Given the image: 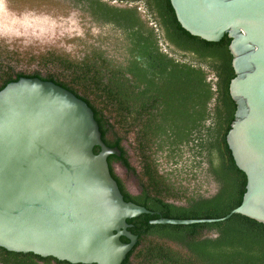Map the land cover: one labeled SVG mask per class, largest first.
Wrapping results in <instances>:
<instances>
[{
	"label": "trees",
	"instance_id": "16d2710c",
	"mask_svg": "<svg viewBox=\"0 0 264 264\" xmlns=\"http://www.w3.org/2000/svg\"><path fill=\"white\" fill-rule=\"evenodd\" d=\"M7 1L15 11L76 13L87 23V37L63 40L73 51L52 43L22 47L0 37V90L22 76L40 77L93 109L103 141L122 152L108 160L125 200L154 212L127 220L138 241L123 264H264V223L246 215L152 223L223 218L243 201L247 175L227 142L237 110L228 34L218 42L192 35L171 0ZM112 52L128 53L127 65ZM114 160L137 177L139 192L116 175ZM28 256L42 258L0 247V264H31Z\"/></svg>",
	"mask_w": 264,
	"mask_h": 264
},
{
	"label": "water",
	"instance_id": "95a60500",
	"mask_svg": "<svg viewBox=\"0 0 264 264\" xmlns=\"http://www.w3.org/2000/svg\"><path fill=\"white\" fill-rule=\"evenodd\" d=\"M171 3L192 35L232 39L237 110L227 142L248 182L242 203L223 218L152 223H212L233 214L264 223V0ZM121 154L71 90L40 77L8 83L0 90V247L72 264H123L138 241L127 220L154 212L125 200L108 160Z\"/></svg>",
	"mask_w": 264,
	"mask_h": 264
},
{
	"label": "rangeland",
	"instance_id": "374dc122",
	"mask_svg": "<svg viewBox=\"0 0 264 264\" xmlns=\"http://www.w3.org/2000/svg\"><path fill=\"white\" fill-rule=\"evenodd\" d=\"M87 23H82V18L72 13L69 16H54L43 12L15 11L7 0H0V37L7 38L9 42L18 43L22 47L30 45L44 46L52 43L57 47L73 51L74 44H66L63 40L74 36H84ZM34 68V67H32ZM26 70L19 67L18 70ZM133 165L136 160L132 151H129ZM117 175L124 181L131 193L139 192L137 177L117 160L113 161Z\"/></svg>",
	"mask_w": 264,
	"mask_h": 264
},
{
	"label": "flooded vegetation",
	"instance_id": "af4514ba",
	"mask_svg": "<svg viewBox=\"0 0 264 264\" xmlns=\"http://www.w3.org/2000/svg\"><path fill=\"white\" fill-rule=\"evenodd\" d=\"M84 37H87V35L85 34ZM110 55L111 56L116 55L117 59H119L120 61L122 60V62H123L122 65H127V63H128V61H127L128 59L127 58H129L128 57L129 56L128 53H125V54L122 53L121 54V53L112 52V53L109 54V56ZM120 55H123V57L120 56ZM129 76H130V74L127 73V77H129ZM112 167H113L114 172L116 173L113 162H112ZM116 175H117V173H116ZM30 259H33V260H30ZM28 262H30L31 264H65L63 261H59L58 259H56L54 257H42V258H40V257H36V256H34V257L28 256Z\"/></svg>",
	"mask_w": 264,
	"mask_h": 264
}]
</instances>
